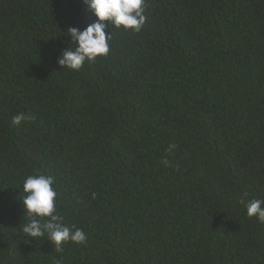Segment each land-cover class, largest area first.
I'll use <instances>...</instances> for the list:
<instances>
[{
  "label": "trees",
  "instance_id": "16d2710c",
  "mask_svg": "<svg viewBox=\"0 0 264 264\" xmlns=\"http://www.w3.org/2000/svg\"><path fill=\"white\" fill-rule=\"evenodd\" d=\"M144 15L71 71L67 30L97 20L84 0H0V264H264L245 207L264 200V0H145ZM37 173L86 243L23 234Z\"/></svg>",
  "mask_w": 264,
  "mask_h": 264
},
{
  "label": "clouds",
  "instance_id": "9594fccd",
  "mask_svg": "<svg viewBox=\"0 0 264 264\" xmlns=\"http://www.w3.org/2000/svg\"><path fill=\"white\" fill-rule=\"evenodd\" d=\"M97 20L81 30L70 27L67 35L73 48H68L58 59L60 66L71 71H79L86 61L95 60L100 56H107L110 51L109 41L112 39V27L139 32L146 22L145 0H84ZM107 22V23H105ZM25 120L23 114L13 118L15 125H20ZM176 147L169 146V151ZM167 166L169 162L163 161ZM55 181L52 176L34 174L27 176L23 181L22 199L24 213L30 217L29 222L22 227L26 237L34 239L44 238L52 243L56 252L63 251L67 242L84 244L87 234L75 225L69 227L63 222V217L57 214V192L53 187ZM241 203H245L241 199ZM246 214L264 223V200L251 199L246 202ZM46 218V219H45ZM44 220V223H41Z\"/></svg>",
  "mask_w": 264,
  "mask_h": 264
}]
</instances>
